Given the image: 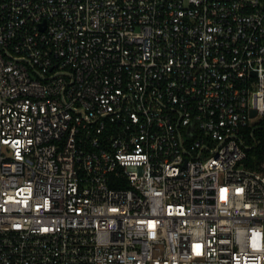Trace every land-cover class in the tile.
<instances>
[{
	"label": "built area",
	"instance_id": "2783aa9c",
	"mask_svg": "<svg viewBox=\"0 0 264 264\" xmlns=\"http://www.w3.org/2000/svg\"><path fill=\"white\" fill-rule=\"evenodd\" d=\"M262 120L264 0H0V264H264Z\"/></svg>",
	"mask_w": 264,
	"mask_h": 264
},
{
	"label": "trees",
	"instance_id": "16d2710c",
	"mask_svg": "<svg viewBox=\"0 0 264 264\" xmlns=\"http://www.w3.org/2000/svg\"><path fill=\"white\" fill-rule=\"evenodd\" d=\"M245 135L251 145L248 149L245 165L257 171L264 170V120L256 126L246 128ZM114 184L119 185V183Z\"/></svg>",
	"mask_w": 264,
	"mask_h": 264
},
{
	"label": "water",
	"instance_id": "95a60500",
	"mask_svg": "<svg viewBox=\"0 0 264 264\" xmlns=\"http://www.w3.org/2000/svg\"><path fill=\"white\" fill-rule=\"evenodd\" d=\"M255 113V112H254Z\"/></svg>",
	"mask_w": 264,
	"mask_h": 264
}]
</instances>
